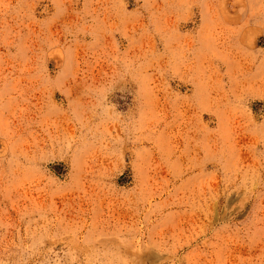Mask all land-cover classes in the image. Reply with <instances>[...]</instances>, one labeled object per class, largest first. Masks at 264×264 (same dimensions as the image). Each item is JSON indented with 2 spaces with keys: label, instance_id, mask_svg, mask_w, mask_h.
<instances>
[{
  "label": "rangeland",
  "instance_id": "rangeland-1",
  "mask_svg": "<svg viewBox=\"0 0 264 264\" xmlns=\"http://www.w3.org/2000/svg\"><path fill=\"white\" fill-rule=\"evenodd\" d=\"M0 264H264V0H0Z\"/></svg>",
  "mask_w": 264,
  "mask_h": 264
}]
</instances>
